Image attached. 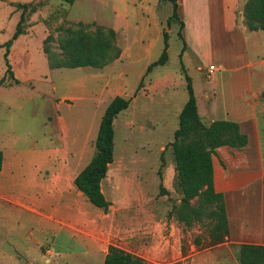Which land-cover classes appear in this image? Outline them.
<instances>
[{
  "label": "rangeland",
  "instance_id": "obj_1",
  "mask_svg": "<svg viewBox=\"0 0 264 264\" xmlns=\"http://www.w3.org/2000/svg\"><path fill=\"white\" fill-rule=\"evenodd\" d=\"M115 1L120 0H76L73 4L60 0H0V81L5 78L0 86V149L5 153L27 151L35 143L37 150L44 152L49 140L59 141L61 131L55 129L59 103L66 104L60 111L69 123L93 126L96 139L110 102L117 96L130 100L131 106L114 121V162L103 181L104 194L112 203L108 214L116 220V228L110 234L104 231L98 235L97 228L106 229L110 222L108 217L97 222L93 218L86 238L119 247L135 240V245L123 248L133 249L132 254L142 259L141 264H155L146 256L155 253L159 240L169 235L163 224L172 221L170 211L181 201L175 188L170 143L174 141V129L179 127V104L188 99L180 58L184 46L179 37L180 25L178 21L168 24L173 15L172 4L160 0H122L121 4L136 10L137 24L127 32L125 27L118 29L117 44L127 52L116 66L50 69L45 53L47 47L58 56L61 54L60 38L67 28L84 24L92 30L96 25L114 29ZM18 4L30 5L21 25L23 34L7 50L6 43L17 31L23 13ZM209 5L212 12H218L216 0H210ZM243 7L238 9L240 24H244ZM180 16L184 22L183 15ZM166 33L167 63L154 67L137 89L142 73L162 56ZM254 44L264 45L263 31L249 35L251 57L257 53ZM260 54L264 55V49ZM7 62L19 84H13ZM191 73L194 91L200 93L201 83ZM168 74L174 78L167 87L148 89L153 78ZM84 84L86 88L82 89ZM90 144L95 148V141ZM262 144L264 158V131ZM89 204L94 211L98 210ZM69 232L56 222L42 226L36 216L12 204L0 203V264H100L99 259L88 260L79 241L83 239ZM207 234L206 224L188 229L184 253L191 251L187 240L197 239L198 257L201 253L211 254V264H219L223 257L227 260L228 253H223L222 248L206 250ZM232 247L238 250L236 245Z\"/></svg>",
  "mask_w": 264,
  "mask_h": 264
},
{
  "label": "crops",
  "instance_id": "obj_2",
  "mask_svg": "<svg viewBox=\"0 0 264 264\" xmlns=\"http://www.w3.org/2000/svg\"><path fill=\"white\" fill-rule=\"evenodd\" d=\"M122 2L115 1L112 9V26L116 33L123 27L127 32L137 24L136 10L121 4ZM209 2L210 0H183L179 3V15H183L185 23L182 34L187 44L182 54V62L186 72H190L192 85L194 77L191 72L201 83L200 93L194 92L203 123L210 126L216 121L235 122L249 137V144L244 149L236 150L223 146L212 156L214 187L217 193L224 196L230 235L222 244L213 247L206 245L205 248L212 250L218 247L222 248L223 253H228L227 260L223 257L219 264H239L233 245L264 246V57H261L264 55L260 54L264 45L254 44L257 53L251 57L249 35L262 31H250L245 24L239 23L238 9L247 1L216 0L219 6L216 13L211 11ZM126 52L127 50L122 51L120 61ZM119 60L113 63L114 66L120 63ZM211 66H215V71L210 76ZM148 67L142 73L140 83L149 74L146 75ZM173 78L174 76L169 74L153 78L148 89H161L162 85L165 88ZM86 80L88 78L85 77ZM84 88L85 84L82 89ZM187 102L188 99L179 104L178 116ZM62 105L66 104H58L55 124V129L61 131L60 140H49L46 145L48 149L44 152L38 151L35 143L32 144L33 148L27 151L15 150L5 153L0 149L4 156L0 171V203L12 204L19 210L36 216L42 226L56 222L69 234L71 231L72 234L80 235L83 240L79 241L88 260L99 259L100 264H105L108 248L114 244L106 245L102 240H88L87 229L93 218H96L97 222V219L108 217V227H98L97 230L98 235L104 234V231L110 234L116 228V220L109 216V212L104 213L99 208L94 211L90 201L75 185L76 177L94 157L95 148L90 143L97 138L94 139L93 126L69 123L60 111ZM178 128L174 129V133ZM112 165L113 163L109 166V171ZM101 186L104 193L105 182H102ZM50 209L52 212L48 213ZM163 227L169 229V235L159 240L155 253L146 256L148 261L155 264L212 263L210 259L213 257L209 253H201L198 257L199 253L196 252L200 240H187L191 251L188 255L184 253L185 234L190 228L174 218L163 224ZM135 243V240L126 242L121 244L120 248L124 249V246ZM124 250L131 253L133 251ZM229 257L232 260H229Z\"/></svg>",
  "mask_w": 264,
  "mask_h": 264
},
{
  "label": "trees",
  "instance_id": "obj_3",
  "mask_svg": "<svg viewBox=\"0 0 264 264\" xmlns=\"http://www.w3.org/2000/svg\"><path fill=\"white\" fill-rule=\"evenodd\" d=\"M60 1L73 4L76 0ZM164 2L173 6V15L168 24L178 21L180 25L179 37L184 43L180 58L189 97L179 115V128L174 133V141L170 143L176 173L175 188L181 196V201L173 207L169 215L188 228L196 224H206L209 240L207 246L213 247L227 240L230 235V226L224 196L215 191L212 156L218 148L223 146L236 150L244 149L249 144V137L242 132L238 123L216 121L210 126H206L201 120L192 80L182 62V54L186 50L187 44L182 34L185 23L179 15V1L164 0ZM29 5H17L23 9V13L17 31L13 38L6 43L7 50L11 47L12 42L23 34L21 25ZM243 14L244 24L250 31H264V0H247L243 7ZM165 36L164 52L158 61L148 67L146 75L154 67L165 65L169 59L167 33ZM60 49L61 54L58 56L49 48H45L50 69L82 67L103 69L119 60L122 55V49L117 44L116 31L98 25L94 30L84 24H79L77 28L65 29L60 38ZM7 66V72L11 74L13 84H19L20 81L15 78L9 62H7ZM4 83L5 78L0 81V86ZM141 85L142 82L139 87ZM129 105L130 100L121 96L115 97L110 102L101 119L95 141L94 157L75 179V185L88 201L104 213H108L112 206L103 193L101 185L107 177L109 166L114 162V121L119 114L129 108ZM3 158V152L0 151V171ZM237 248L239 264H264V246L242 244ZM141 262V258L116 245L109 246L105 258V264H141Z\"/></svg>",
  "mask_w": 264,
  "mask_h": 264
},
{
  "label": "built area",
  "instance_id": "obj_4",
  "mask_svg": "<svg viewBox=\"0 0 264 264\" xmlns=\"http://www.w3.org/2000/svg\"><path fill=\"white\" fill-rule=\"evenodd\" d=\"M215 71V66H211L210 70H209V75L211 76V74Z\"/></svg>",
  "mask_w": 264,
  "mask_h": 264
}]
</instances>
